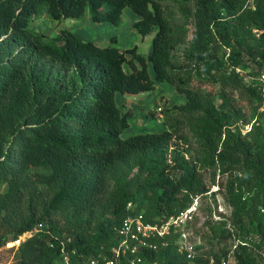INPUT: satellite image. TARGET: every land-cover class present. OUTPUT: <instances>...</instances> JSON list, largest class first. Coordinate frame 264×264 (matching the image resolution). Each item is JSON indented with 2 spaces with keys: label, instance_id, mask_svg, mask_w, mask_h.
<instances>
[{
  "label": "trees",
  "instance_id": "1",
  "mask_svg": "<svg viewBox=\"0 0 264 264\" xmlns=\"http://www.w3.org/2000/svg\"><path fill=\"white\" fill-rule=\"evenodd\" d=\"M125 7L134 31L154 32L146 55L30 27L42 12L118 24ZM160 82L184 102L160 109L163 130L122 137L129 112L116 94ZM209 171L226 178L231 207L215 235L239 239L233 264H264V0H0V247L29 233L14 264H102L125 215L142 203L146 222L180 214L208 191ZM179 235L140 250L142 264H187Z\"/></svg>",
  "mask_w": 264,
  "mask_h": 264
},
{
  "label": "rangeland",
  "instance_id": "2",
  "mask_svg": "<svg viewBox=\"0 0 264 264\" xmlns=\"http://www.w3.org/2000/svg\"><path fill=\"white\" fill-rule=\"evenodd\" d=\"M136 19L137 15L129 7H125L122 10L118 24L92 21L88 13H85L80 18L53 20L42 12L32 18L30 27L38 32L47 34L49 37L56 35L58 29L67 28L80 38L93 41L98 46L113 45L125 49L136 45L138 53L146 55L150 51L154 32L145 36L138 34L132 28V22ZM111 37H115L116 41H112ZM124 68L126 71L129 70L126 65ZM149 70L152 75L151 69ZM205 89L212 95L215 92L214 87L206 86ZM184 100V96L166 82L157 83L155 89L148 92L139 94L117 93L116 102L121 111L129 112V126L122 132L121 136L127 137L139 132L163 130L165 123L163 122L162 110L171 107L173 104L183 103ZM239 104L243 108L244 119L250 118L251 110L246 100L243 98L239 99ZM249 126L250 124L242 126L243 132L247 131ZM204 177L208 191L201 196L193 198L190 205L192 210L174 232L184 234L182 241L193 247L194 256L200 253L211 255L212 253H220L229 249L230 252L225 260H227L228 264H233L232 249L239 239L235 234L224 239L216 236L214 232L216 225L220 222H224L225 227L229 229L231 227L229 223L231 207L226 200V178L221 177L219 174L213 176L210 171L205 173ZM139 202L140 198L138 197L135 203ZM144 208L145 203H142V206L137 207L138 213H141ZM41 228L43 227L41 226ZM28 236L29 233H25L16 241H10L1 246L0 264H14L16 248ZM180 237L181 235H179L177 240ZM65 259L66 257L62 256L57 261L59 264H66ZM187 264H195V262L189 260Z\"/></svg>",
  "mask_w": 264,
  "mask_h": 264
},
{
  "label": "built area",
  "instance_id": "3",
  "mask_svg": "<svg viewBox=\"0 0 264 264\" xmlns=\"http://www.w3.org/2000/svg\"><path fill=\"white\" fill-rule=\"evenodd\" d=\"M131 204H128L130 209ZM192 210V206L182 211L176 216H171L164 221H144L142 219L141 213H128L122 219L120 225L116 228V234L119 239V243L116 247L111 249V256L104 259L102 264H118V260L121 255L129 254L130 258L128 260L129 264H142L143 259L139 254L142 249L156 250L158 244H166L164 239L180 227V223L187 216V214ZM264 213V209H260ZM181 237L177 240V251L186 253L188 260H192L194 257L193 247L188 246L185 241H182L184 234H180ZM161 240V241H160ZM66 257V256H65ZM66 264H68V259H65ZM213 262V259H210ZM87 264H101L99 258H92ZM153 264H159L154 261ZM220 264H228L227 260L222 259Z\"/></svg>",
  "mask_w": 264,
  "mask_h": 264
}]
</instances>
